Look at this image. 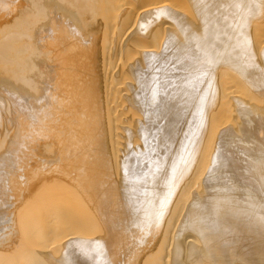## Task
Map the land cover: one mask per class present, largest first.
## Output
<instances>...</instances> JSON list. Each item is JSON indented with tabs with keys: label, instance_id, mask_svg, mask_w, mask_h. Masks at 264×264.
I'll return each mask as SVG.
<instances>
[{
	"label": "bare ground",
	"instance_id": "obj_1",
	"mask_svg": "<svg viewBox=\"0 0 264 264\" xmlns=\"http://www.w3.org/2000/svg\"><path fill=\"white\" fill-rule=\"evenodd\" d=\"M0 264H264V0H0Z\"/></svg>",
	"mask_w": 264,
	"mask_h": 264
}]
</instances>
